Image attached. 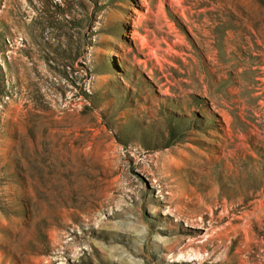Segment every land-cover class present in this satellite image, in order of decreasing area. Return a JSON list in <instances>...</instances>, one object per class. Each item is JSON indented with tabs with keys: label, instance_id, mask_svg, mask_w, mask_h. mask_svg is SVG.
<instances>
[{
	"label": "rangeland",
	"instance_id": "obj_1",
	"mask_svg": "<svg viewBox=\"0 0 264 264\" xmlns=\"http://www.w3.org/2000/svg\"><path fill=\"white\" fill-rule=\"evenodd\" d=\"M246 27L264 0H0V264H264Z\"/></svg>",
	"mask_w": 264,
	"mask_h": 264
},
{
	"label": "bare ground",
	"instance_id": "obj_2",
	"mask_svg": "<svg viewBox=\"0 0 264 264\" xmlns=\"http://www.w3.org/2000/svg\"><path fill=\"white\" fill-rule=\"evenodd\" d=\"M245 22V21H244ZM245 26V25H244ZM253 34V38H251L252 45L248 44V40L246 38V34L249 33ZM261 33L258 31H250L249 27L240 29L237 34L233 37V43L236 47H239V49L244 50L246 53L253 55L254 57H262V60L264 61V50L261 47ZM261 59V58H260ZM242 58L240 59V61Z\"/></svg>",
	"mask_w": 264,
	"mask_h": 264
}]
</instances>
